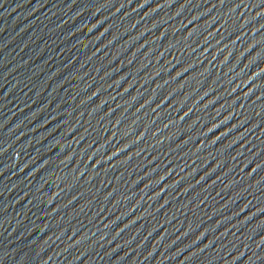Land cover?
I'll use <instances>...</instances> for the list:
<instances>
[{"label":"water","instance_id":"95a60500","mask_svg":"<svg viewBox=\"0 0 264 264\" xmlns=\"http://www.w3.org/2000/svg\"><path fill=\"white\" fill-rule=\"evenodd\" d=\"M56 264H264V0H32Z\"/></svg>","mask_w":264,"mask_h":264}]
</instances>
